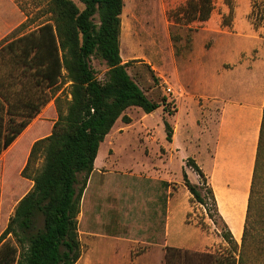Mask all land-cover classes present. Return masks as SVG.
<instances>
[{"label": "rangeland", "instance_id": "obj_1", "mask_svg": "<svg viewBox=\"0 0 264 264\" xmlns=\"http://www.w3.org/2000/svg\"><path fill=\"white\" fill-rule=\"evenodd\" d=\"M73 1L83 7L78 0ZM186 1L124 0L122 62L128 64V74L146 96L162 106L151 114L137 107L129 108L124 115L131 123L119 119L100 146L77 217L81 258L90 256L94 264H128L126 256L135 258L148 250L141 242L135 244V240L163 237L170 189L172 195L177 192L174 196L177 212L171 227H188L187 203L191 207L190 222L208 234H221L223 223L211 199L206 196V207L196 202L184 185V173L206 195L207 185L202 183L190 159H194L192 151L201 147V134L217 123V110L207 97L214 85L221 84L214 79L215 69L226 61L237 62L238 55L239 60L250 63L261 55L253 62L252 71L261 86L264 25L255 29L252 15L253 2L260 0H217L211 19L198 29L192 25L194 28L190 30V26L176 25L169 15ZM48 4V0H0V42L23 23L26 28L10 40L53 23ZM230 5L234 8V19L231 28H227L222 26V20ZM95 21L98 22L97 17ZM90 63L96 78L105 82L108 72L105 61L92 57ZM0 71L8 68L1 65ZM70 85L64 78L57 88L49 90L51 100L33 119L25 131L28 133L0 158V236L19 201L33 187V181L22 175L31 147L51 134L59 116L56 99L66 111L71 100ZM164 99L172 111H177L173 114L165 111ZM165 124L173 130L174 144L167 140ZM201 155L206 158L204 152ZM42 161L39 158L30 169L31 176ZM209 213L214 215L212 220ZM144 227H151L154 233L149 234ZM227 249L229 245L222 239V243L208 251L220 254Z\"/></svg>", "mask_w": 264, "mask_h": 264}, {"label": "trees", "instance_id": "obj_2", "mask_svg": "<svg viewBox=\"0 0 264 264\" xmlns=\"http://www.w3.org/2000/svg\"><path fill=\"white\" fill-rule=\"evenodd\" d=\"M78 1L83 7L73 0H48L53 23L10 40L26 28L23 23L0 42L1 65L8 68L0 71V157L28 133L33 119L51 100L49 90L64 78L71 83L66 111L56 99L59 116L51 134L31 147L22 175L34 184L0 236V264H77L81 258L77 217L101 144L119 119L131 123L124 115L129 108L151 114L162 106L146 96L128 74V64L122 62L124 0ZM216 1L187 0L169 15L176 25L190 26V30L197 25L198 29L211 19ZM252 15L255 29L264 25V0L253 2ZM233 19L230 5L222 26L231 28ZM92 57L108 66L105 82L96 78ZM164 102L165 111H177ZM165 126L167 140L172 142L173 130ZM39 158L42 165L31 176L29 171ZM190 163L207 185V193L203 195L201 186L190 182L185 173L184 185L199 204L206 207V196L211 199L229 249L212 254L167 247L165 264H264V112L240 246L219 216L205 174L193 159ZM209 218L214 215L209 213Z\"/></svg>", "mask_w": 264, "mask_h": 264}, {"label": "crops", "instance_id": "obj_3", "mask_svg": "<svg viewBox=\"0 0 264 264\" xmlns=\"http://www.w3.org/2000/svg\"><path fill=\"white\" fill-rule=\"evenodd\" d=\"M257 59L250 63L244 59L239 60L238 55L237 62L226 61L215 69L214 79H218L221 84L214 85L207 97L209 104L217 110V123L213 128H206L201 134V147L192 151L193 160L205 174L213 190L219 216L237 244H241L244 234L264 112V72L261 86L252 73L253 62ZM201 152L206 155L205 159ZM160 174L157 176L160 177ZM169 194L163 237L135 240V244L141 242L148 250L143 254L138 253L135 258L132 255L126 256L128 264H165L167 247L210 253L209 249L222 243L221 235L208 234L204 228L188 220L191 207L187 203L185 223L188 227H171L177 212L174 199L177 192L172 195L170 189ZM144 228L149 234L154 233L151 227ZM78 262L94 264L90 256L80 258Z\"/></svg>", "mask_w": 264, "mask_h": 264}]
</instances>
